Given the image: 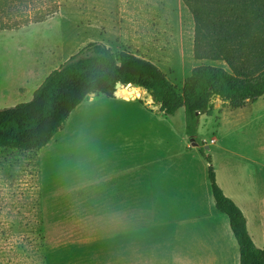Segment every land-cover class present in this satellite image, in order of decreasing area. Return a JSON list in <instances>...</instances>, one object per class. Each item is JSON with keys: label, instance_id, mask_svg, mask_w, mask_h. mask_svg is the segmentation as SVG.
I'll return each mask as SVG.
<instances>
[{"label": "rangeland", "instance_id": "1", "mask_svg": "<svg viewBox=\"0 0 264 264\" xmlns=\"http://www.w3.org/2000/svg\"><path fill=\"white\" fill-rule=\"evenodd\" d=\"M55 9L52 20L8 38L2 45L9 49L6 63H25L26 71L31 65L39 66L41 75H46L57 65L60 68L64 58L67 62L89 44L103 43L117 55L128 52L153 62L180 92L196 67L231 72L222 60L196 58V21L183 0H0V21L19 23ZM239 15L259 21L264 38V2L241 8ZM140 93L143 102L148 101L149 93ZM99 98V106L89 116L82 115L81 108L73 112L64 127L67 130L60 131L42 155L0 148V264H145L152 249L159 250L162 259L156 263L150 259L147 264H176L175 238L155 233L150 236L156 241L153 248L146 241L145 216H136L137 224L129 226L119 222L118 216L88 213L79 197L68 198L66 183L79 184L91 169L111 164L120 134L139 125L135 104H125L117 92L113 98ZM30 101L23 98L15 105ZM213 104L222 105L217 99ZM164 119L165 126L178 133L176 139L169 136L170 144L177 141L178 146L193 147L184 110ZM261 121L253 107L244 113L228 109L221 117H202L195 142L208 155V144L202 141L210 143L213 137L219 141L211 151L222 183L224 152L218 149L263 141ZM193 154L208 161L199 149Z\"/></svg>", "mask_w": 264, "mask_h": 264}, {"label": "crops", "instance_id": "2", "mask_svg": "<svg viewBox=\"0 0 264 264\" xmlns=\"http://www.w3.org/2000/svg\"><path fill=\"white\" fill-rule=\"evenodd\" d=\"M35 25L0 30V104L4 105L1 108L16 106L23 98L32 101L36 90L53 72L50 71L58 68L57 65L46 75H41L43 70H38L39 66L35 68L31 65L26 71L24 62L23 65L5 62L9 58V49L2 45L9 37ZM34 59L33 54L32 61ZM65 62L64 58L60 65ZM146 98L148 101L145 103L143 96L128 100L118 98L125 104H135L139 125L129 128V132L119 133L121 136L114 146L116 157L111 164L98 165V170L94 172L91 169V173L84 174L79 184L66 183V192L70 193L68 198L79 197L88 213L118 216L119 222H126L129 226L137 224L136 216H145L149 224L145 227L146 241H151L150 236L155 233L161 238H175L172 246L176 247V264H240L239 246L230 220L217 210L214 202L208 176L209 162L193 154L200 150L199 146H178L177 141L176 145L169 143V136L176 139L178 133L172 126H165L164 117L169 116L153 104L150 96ZM217 101L222 103L221 106L225 105L223 114H220L221 106H216L214 115L209 118L224 116L228 109H232L220 99ZM99 103V96L94 94L77 109L81 108L82 115L89 116ZM251 107L255 108L258 119L264 120V96L235 111L244 113ZM262 135L263 141L233 146L226 144L221 147L223 149H218L224 152L223 183L219 168L213 164L214 152L211 151L219 141L213 137L210 143L206 139L202 142L208 144L217 184L244 214L256 247L264 249V127L260 132ZM43 149L39 151L40 155ZM151 242L155 248L156 241ZM148 253L151 258L146 256L145 264L150 259L153 263L162 259L159 250L152 249Z\"/></svg>", "mask_w": 264, "mask_h": 264}, {"label": "trees", "instance_id": "3", "mask_svg": "<svg viewBox=\"0 0 264 264\" xmlns=\"http://www.w3.org/2000/svg\"><path fill=\"white\" fill-rule=\"evenodd\" d=\"M56 1V0H55ZM196 21L197 59L222 60L221 67H196L180 92L153 62L128 52L117 55L103 43H91L54 70L34 93L32 101L0 109V148L38 153L64 129L71 114L91 95L115 97L116 86L132 85L149 93L166 116L184 109L186 133L196 139L202 116L214 115L215 99L234 110L264 96V38L260 22L243 20L241 8L264 0H183ZM57 12L0 23V30L18 29L53 18ZM209 180L217 210L228 216L237 240L240 264H264V250L256 247L242 211L217 184L211 156Z\"/></svg>", "mask_w": 264, "mask_h": 264}, {"label": "bare ground", "instance_id": "4", "mask_svg": "<svg viewBox=\"0 0 264 264\" xmlns=\"http://www.w3.org/2000/svg\"><path fill=\"white\" fill-rule=\"evenodd\" d=\"M141 91L138 89H136L134 86L129 85V86H125L123 89H121L118 92V95H120L121 97L123 96V94H125L124 99L128 100V99H133V98H141L142 94L140 93Z\"/></svg>", "mask_w": 264, "mask_h": 264}, {"label": "water", "instance_id": "5", "mask_svg": "<svg viewBox=\"0 0 264 264\" xmlns=\"http://www.w3.org/2000/svg\"><path fill=\"white\" fill-rule=\"evenodd\" d=\"M124 87V85L122 84V83H118L117 84V86H116V91H119L121 88H123ZM118 94V93H117ZM159 111V110H158ZM191 142H192V144H193V146H195V147H198V144L195 142V139L193 138V139H191ZM206 149L208 150L209 148L208 147H206Z\"/></svg>", "mask_w": 264, "mask_h": 264}, {"label": "built area", "instance_id": "6", "mask_svg": "<svg viewBox=\"0 0 264 264\" xmlns=\"http://www.w3.org/2000/svg\"><path fill=\"white\" fill-rule=\"evenodd\" d=\"M123 88H124V87H123ZM116 92L118 93L119 91H116ZM120 98H123V97L120 96Z\"/></svg>", "mask_w": 264, "mask_h": 264}]
</instances>
